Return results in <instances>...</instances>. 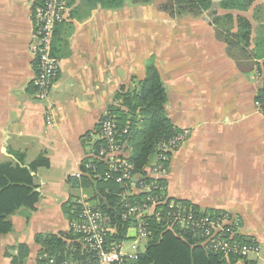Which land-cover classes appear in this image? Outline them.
<instances>
[{
    "label": "crops",
    "instance_id": "0c3cea01",
    "mask_svg": "<svg viewBox=\"0 0 264 264\" xmlns=\"http://www.w3.org/2000/svg\"><path fill=\"white\" fill-rule=\"evenodd\" d=\"M165 2L64 0L51 43L57 78L41 103L34 89L40 0H0V164L44 161L31 174L36 204L10 216L11 231L0 235V264H10L21 246L24 264H38L37 235L68 234L74 205H99L82 163L104 112L120 105L117 94L138 88L149 65L161 80L168 120L186 134L169 160L168 196L240 219L239 234L261 246L245 264H264V113L256 105L264 86V0H210L207 11L178 0L164 11ZM223 15L233 17V32L240 17L251 27L245 66L216 38L212 21ZM134 234L129 228L121 243L139 255L146 244Z\"/></svg>",
    "mask_w": 264,
    "mask_h": 264
},
{
    "label": "trees",
    "instance_id": "16d2710c",
    "mask_svg": "<svg viewBox=\"0 0 264 264\" xmlns=\"http://www.w3.org/2000/svg\"><path fill=\"white\" fill-rule=\"evenodd\" d=\"M175 1L166 0L161 9L171 11V6ZM182 3L196 6L202 11H207L211 7L210 0H178V4ZM221 5L225 8L236 7L227 3ZM212 23L216 38L227 46L226 51L229 58L234 60L240 67L246 61L251 60V56L246 52L251 27L245 19L240 17L236 20V32H233L234 20L231 15L215 17ZM243 66L245 65L243 64ZM145 74V79L139 82L136 90L117 94L116 98L121 101L120 105L108 109L114 119L116 128L120 132L127 127L128 134L126 137L124 136V139L128 141L131 152L129 160L133 165L134 174L142 172V169L148 163V157L156 150L161 141L180 134L178 130L174 129L166 116V95L156 69L149 65L146 67ZM256 103L260 105V109L264 113V86L258 93ZM96 134H99V122ZM100 145L101 141L96 142L92 151L95 152ZM171 155L172 153L170 157ZM89 160L83 161L82 174L90 184L95 185L97 195L101 199L99 205H95L94 208L110 218L112 232L107 237L108 240L112 239L115 243L124 241L131 221H124L123 216L126 214L128 207L141 204L146 194H132L134 189L131 186L124 190L111 180L93 179L94 174H103L106 168L104 164L92 160L91 169H85V165ZM40 167H44V161L41 159L34 161L29 168L0 164V235L11 231L10 216L21 208L33 209L36 204L38 194L34 193L31 174ZM141 183H150V179H145ZM158 183L160 187L166 189L164 180H160ZM157 194H159L158 191L153 190L152 195L158 196ZM165 195L170 198L167 190ZM170 199L172 200V198ZM180 203L190 206V204L184 202ZM75 206H73L70 221L74 219L75 213L78 211ZM191 207L197 213L200 212L196 207ZM65 212L67 214V210ZM202 212L204 214L218 213L216 211ZM145 222L150 236L144 251L137 256L136 260H128L124 264H245V261H239V259H225L222 255L207 250L191 234L181 233L175 228L168 229L164 223H157L153 218L145 217ZM76 239L78 237L71 232L63 234L61 237L39 234L35 237V243L40 248L38 256L41 257L46 254L51 258H55L58 262L69 258L74 260L85 259L89 254L83 249L81 250V247L75 243ZM247 241L259 245L249 239ZM27 254L25 246L19 247L18 254L11 258L10 264H24ZM38 264H43V261L39 260Z\"/></svg>",
    "mask_w": 264,
    "mask_h": 264
},
{
    "label": "built area",
    "instance_id": "2783aa9c",
    "mask_svg": "<svg viewBox=\"0 0 264 264\" xmlns=\"http://www.w3.org/2000/svg\"><path fill=\"white\" fill-rule=\"evenodd\" d=\"M64 14V0H40V4L34 9L37 34V46L34 50L37 75L34 86L35 98L41 103L48 101L57 78L58 60L51 55V43L54 27L64 20ZM256 105L259 106L257 103ZM51 113L52 109L48 106V124L51 122ZM127 134V127L120 132L113 117L106 110L99 120L97 137L101 145L90 154L85 169H91L92 160H95L104 164L106 171L103 174H94L93 179L111 180L124 190L131 186L134 189V193L131 190L132 194H146L141 204L128 207L123 216L124 221H131L130 229L135 231V242L146 244L150 236L145 222V217H148L157 223H164L168 229L175 228L181 233L191 234L207 250L218 253L225 259L246 261L260 253V245L248 243L247 239L239 234L240 219L222 212L197 213L191 206L168 198L165 195V187L159 186L158 181L165 180L168 174L170 154L183 143L185 133L161 141L154 151L153 160L144 166L140 174L133 173L128 141L124 139ZM145 179H150V183L142 184ZM153 190L158 191V196L152 195ZM75 207L78 211L69 222V231L78 237L75 243L89 256L82 260L69 258L58 262L44 254L40 257L43 264H124L128 260H136L137 252L127 254L121 242L108 240L112 229L107 215L87 202L77 203Z\"/></svg>",
    "mask_w": 264,
    "mask_h": 264
},
{
    "label": "rangeland",
    "instance_id": "374dc122",
    "mask_svg": "<svg viewBox=\"0 0 264 264\" xmlns=\"http://www.w3.org/2000/svg\"><path fill=\"white\" fill-rule=\"evenodd\" d=\"M73 192H75V191H73ZM88 205H92L93 203L92 202H89V203H87ZM132 244L129 242H127V244H126V246H131Z\"/></svg>",
    "mask_w": 264,
    "mask_h": 264
}]
</instances>
